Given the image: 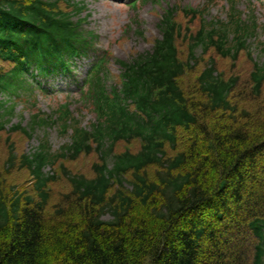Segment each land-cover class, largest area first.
Instances as JSON below:
<instances>
[{
    "label": "trees",
    "instance_id": "trees-1",
    "mask_svg": "<svg viewBox=\"0 0 264 264\" xmlns=\"http://www.w3.org/2000/svg\"><path fill=\"white\" fill-rule=\"evenodd\" d=\"M228 1L225 20L183 10L186 24L199 25L188 37L177 10H166L152 50L115 59L120 83L109 85L112 59L98 54L83 3L0 0V134L8 135L0 175L29 176L23 190L0 179V264H264V47L260 61L251 58L264 27ZM182 39L188 54L180 57ZM244 52L258 118L239 105L238 94L251 93L240 78L217 66ZM92 53L80 101L94 113L90 127L70 102L36 112L27 128L12 124L18 104L33 110L49 93L33 72L70 75L71 63ZM51 127L70 138L59 153L45 133L35 153L18 155L11 136L32 140ZM120 142L140 149L117 153ZM93 153L92 176L64 167ZM60 176L68 190L52 203Z\"/></svg>",
    "mask_w": 264,
    "mask_h": 264
},
{
    "label": "rangeland",
    "instance_id": "rangeland-1",
    "mask_svg": "<svg viewBox=\"0 0 264 264\" xmlns=\"http://www.w3.org/2000/svg\"><path fill=\"white\" fill-rule=\"evenodd\" d=\"M129 1L132 2L134 0H77L78 3H83L84 6L87 7V12L84 14V17L89 15V19L85 28L87 30L95 31L100 37L96 49H98L101 54L108 52L110 55L109 59H112L107 66L111 74L110 82L108 83L109 85L120 83L121 70L115 63V59L129 61L138 54H145L152 50L155 40L161 37L158 24L166 10L171 8H174V11L177 10L176 20L178 23H182L184 30L187 31L186 34L183 33L182 35L188 37L191 33H196V29L199 28H195V26L199 27V25L195 23V26H193L191 20H189V24H186L188 20H183V10H199L211 20H225L226 13L231 6V3L228 0H148L145 3L140 2L141 0H137V7L133 8L132 5H124ZM207 3H211V6H207ZM235 7L238 11L244 12L245 15L254 12L255 16L260 21V25H263L264 27V1L236 0ZM134 19H137L140 22L141 27L132 25ZM201 20L203 19L201 18ZM187 25L190 27L189 30L187 29ZM259 37L263 42V45L260 46L261 48L254 47V53H251V58L255 61H260L263 57L261 55V49L264 47V29H261L259 32ZM255 44L258 45L257 43ZM178 50L180 57L188 54V39H182L181 42H178ZM212 52L209 55L215 56ZM200 54H202V50L197 52V56ZM248 59L249 57L244 52L239 55L236 64H233L231 60L223 61L217 59V66L220 72H224L227 76L235 74V76L240 78V89L251 93H239L238 97L241 101L239 105L242 106V108L244 107L243 109L250 113L252 117L258 118L259 107L262 104L256 102V97L253 95L252 89L245 80L249 78L250 72L253 69L250 62L247 61ZM94 62L95 60L89 58L77 61L74 66L77 71L75 74V81H71L68 77L63 78L61 75L50 79V87L59 91H66L67 89L71 92L69 98H67L65 94L55 97L53 94L48 97H39L37 108L33 110L29 108V106H26L27 104L24 101V103L18 104L16 108L17 116L13 119L12 124L22 123V126L27 128L31 123V116L36 112L40 111L46 115H51L53 111L58 109L57 105L61 102L68 101L71 103L70 109L75 114L74 116L78 114L79 116L76 117L81 121L82 125L89 127L94 122L95 116L90 108L87 110L86 106L76 102L78 99V93L75 92V85L76 80L82 81L86 77ZM188 76L189 75H187L184 80V85L192 84L189 79L190 77ZM80 109H82V111ZM45 133L49 135V141L55 153H59L63 146L70 143L69 136L60 135L59 129L53 127L46 130L38 129L32 140H28L24 136L18 134L13 135L10 138L11 142L16 145L19 156L23 153L31 155L35 153L36 149L39 147L40 138H42ZM7 136L6 133L0 134V171L2 170L3 164L2 158H7L8 155L6 148L3 147L4 144L7 145ZM127 149L136 153L140 149V144L137 142L132 144L120 142L117 144L116 152L120 153ZM169 153L172 154L171 151H169ZM98 162V155L93 153L81 156L76 161H65L64 167L74 173L83 172L88 176H92V167ZM46 171L47 173L50 172L49 169ZM56 172L60 174L59 165L56 166ZM0 179L9 186H22L21 190L27 189V185L29 184V176L26 172L14 173L11 176H2L1 174ZM57 181V183L54 182L50 186L52 189L51 193H53L52 203H55L56 197L61 196L66 190H68L63 177L60 176Z\"/></svg>",
    "mask_w": 264,
    "mask_h": 264
}]
</instances>
